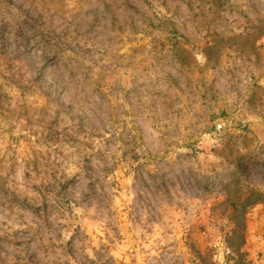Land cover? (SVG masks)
I'll return each instance as SVG.
<instances>
[{"label":"rangeland","instance_id":"rangeland-1","mask_svg":"<svg viewBox=\"0 0 264 264\" xmlns=\"http://www.w3.org/2000/svg\"><path fill=\"white\" fill-rule=\"evenodd\" d=\"M250 188L264 0H0V264H264Z\"/></svg>","mask_w":264,"mask_h":264},{"label":"trees","instance_id":"trees-1","mask_svg":"<svg viewBox=\"0 0 264 264\" xmlns=\"http://www.w3.org/2000/svg\"><path fill=\"white\" fill-rule=\"evenodd\" d=\"M239 195L233 194L230 200V206H232V213L236 219L235 224L238 226L240 225L241 220H243V214L245 211V208L248 206H253L259 203L264 204V196L261 192H259L257 189L250 188L248 190L247 196L244 199H240ZM240 227V226H239ZM238 227V228H239ZM240 245H237V258H235L233 261V264H249L248 261L245 260L244 255L240 252Z\"/></svg>","mask_w":264,"mask_h":264}]
</instances>
